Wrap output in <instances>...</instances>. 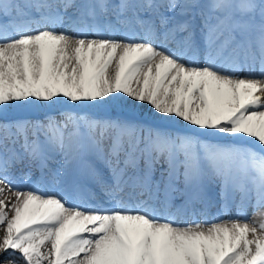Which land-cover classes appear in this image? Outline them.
<instances>
[{
    "label": "snow or ice",
    "instance_id": "obj_1",
    "mask_svg": "<svg viewBox=\"0 0 264 264\" xmlns=\"http://www.w3.org/2000/svg\"><path fill=\"white\" fill-rule=\"evenodd\" d=\"M261 210L264 0H0V264H264Z\"/></svg>",
    "mask_w": 264,
    "mask_h": 264
},
{
    "label": "bare ground",
    "instance_id": "obj_2",
    "mask_svg": "<svg viewBox=\"0 0 264 264\" xmlns=\"http://www.w3.org/2000/svg\"><path fill=\"white\" fill-rule=\"evenodd\" d=\"M137 107H138V109H142V110H145V111H150L149 106L147 104H139V105H137ZM36 176L38 177L39 173H37ZM97 190H95L94 195L91 198H97V195H98V191ZM46 191H47L48 194H57V195L59 194L58 190L54 189V188H47ZM5 195H6L7 199H9V200H14L15 199L14 195L12 194V192H6ZM92 201H93V199H90L88 194L84 195L83 203H86V204L90 205ZM212 206H214L215 208H219L220 209L218 204H213L207 209L206 213L198 212L195 215L189 213L186 216L180 217L177 220V222L178 223H184V222L188 223V221H190V222L198 221V222H202V223H205V222L210 223V222L215 221L217 219V217L220 216V215H222L224 219H228L229 217L236 215V209L235 208L228 209L229 212L227 210H225L224 213L217 214L214 210L210 209ZM261 211H264V210H261ZM200 214L208 215V216H207V218H204V217H201ZM247 218H248V220L250 222H259L262 219V217L260 215V212L259 211H254L252 208H248L247 209ZM4 234H5L4 233V227L0 226V238H2L4 236ZM4 255L5 254L0 253V261L3 260ZM16 255L18 256L19 253H17Z\"/></svg>",
    "mask_w": 264,
    "mask_h": 264
}]
</instances>
